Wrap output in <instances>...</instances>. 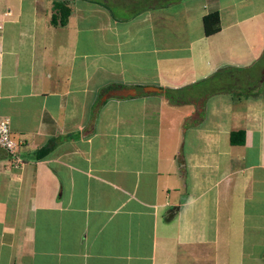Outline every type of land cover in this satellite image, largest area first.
<instances>
[{"label":"crops","instance_id":"0c3cea01","mask_svg":"<svg viewBox=\"0 0 264 264\" xmlns=\"http://www.w3.org/2000/svg\"><path fill=\"white\" fill-rule=\"evenodd\" d=\"M52 2L0 0L21 158L0 149V264H264V83L205 94L219 68L262 75L264 0H69L64 25Z\"/></svg>","mask_w":264,"mask_h":264},{"label":"trees","instance_id":"16d2710c","mask_svg":"<svg viewBox=\"0 0 264 264\" xmlns=\"http://www.w3.org/2000/svg\"><path fill=\"white\" fill-rule=\"evenodd\" d=\"M52 17L51 22L53 24L64 25L70 14V8L67 6L65 0H53L52 2ZM203 29L205 35H211L220 30V19L217 10H214L203 16L202 19ZM264 57V53L262 58ZM249 68H242L241 70L247 72L241 76H235L234 70H238L234 67H223L215 71L211 79L220 81V84L210 87L205 94L211 95L214 93H230L233 97L240 98L242 95L245 96H256L261 92L262 83H260L261 75L257 79H253L251 75H248ZM113 87V86H110ZM108 87V88H110ZM107 88V89H108ZM182 90V89H179ZM182 92V91H180ZM165 95L171 103L179 104L186 102V98L181 94L176 96L171 90H165ZM231 144H242L244 142L243 131H232L230 134ZM51 143V142H50ZM52 149V144H46L34 151V159H40L46 156ZM170 215L167 216L169 218Z\"/></svg>","mask_w":264,"mask_h":264},{"label":"built area","instance_id":"2783aa9c","mask_svg":"<svg viewBox=\"0 0 264 264\" xmlns=\"http://www.w3.org/2000/svg\"><path fill=\"white\" fill-rule=\"evenodd\" d=\"M18 145L19 142L10 132L9 119L0 116V149L4 150L16 164L21 163V158L18 154Z\"/></svg>","mask_w":264,"mask_h":264},{"label":"water","instance_id":"95a60500","mask_svg":"<svg viewBox=\"0 0 264 264\" xmlns=\"http://www.w3.org/2000/svg\"><path fill=\"white\" fill-rule=\"evenodd\" d=\"M264 80V70H262V75L260 78V83ZM144 92L146 93H160L163 90L159 87H154V86H146L144 87ZM135 91L134 89H129V88H122V89H111L108 91L107 96H119V97H126L129 95H134Z\"/></svg>","mask_w":264,"mask_h":264},{"label":"rangeland","instance_id":"374dc122","mask_svg":"<svg viewBox=\"0 0 264 264\" xmlns=\"http://www.w3.org/2000/svg\"><path fill=\"white\" fill-rule=\"evenodd\" d=\"M135 1H136V3L133 5L132 8H126V9H128V11H126V12H128L127 13L128 15H130L135 9H140V8H142L144 5H146L148 3H152L154 1H162V0H135ZM163 1H169V0H163ZM67 2H69V0H67ZM123 2L129 4V3L133 2V0H123ZM218 84H220V81H218L216 79H213L210 87L216 86ZM181 95L182 96H184V95L186 96L187 94L186 93H181Z\"/></svg>","mask_w":264,"mask_h":264}]
</instances>
